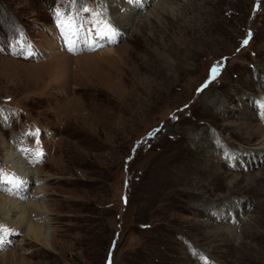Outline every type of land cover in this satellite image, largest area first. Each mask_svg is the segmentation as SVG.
<instances>
[{"label":"rangeland","instance_id":"374dc122","mask_svg":"<svg viewBox=\"0 0 264 264\" xmlns=\"http://www.w3.org/2000/svg\"><path fill=\"white\" fill-rule=\"evenodd\" d=\"M262 105L264 0H0V208L17 152L50 237L0 264H264Z\"/></svg>","mask_w":264,"mask_h":264},{"label":"bare ground","instance_id":"6f19581e","mask_svg":"<svg viewBox=\"0 0 264 264\" xmlns=\"http://www.w3.org/2000/svg\"><path fill=\"white\" fill-rule=\"evenodd\" d=\"M106 6H107V4H106ZM106 9L104 8L103 11L105 13H110L109 16H113L114 12H113L112 8H106ZM111 19L113 20V22H115L116 27L118 28L119 32H121L125 29L124 28L125 23L123 20H121L120 18L117 19L116 17H112ZM125 19L127 20L128 18L126 17ZM96 20H94V22H96ZM72 29H73V27H72ZM72 29H71V32L65 38L66 46H68L71 51L76 49V48H73V45L71 44V40L72 41L75 40V43L77 42L76 39H71L69 37V35L75 36V34H76V31L73 32ZM91 29H94V23H93V25H91ZM90 42L91 43L86 42L88 44V46L93 45L96 41L92 40ZM110 50H113V48H110ZM262 114L264 115V111L262 112ZM263 142H264V138H263ZM257 152H259V151H257ZM257 152L254 151L253 153L255 154ZM20 158L21 157L18 156L17 152H11V154L5 155V160L13 168L14 173H15V177L13 178L14 184L11 186L8 184L10 189L12 188V190L9 192L10 196L8 198H2L4 204H3V207L0 208V211H1L3 221H5L3 223L7 224L8 222H10V227L7 230H2L3 235L13 234L15 231H18L20 233H23L29 240H31L33 242H36V243L42 244V245L43 244L48 245V241L50 239L49 231L37 222L38 217H41V214H44V215L47 214L46 208L44 205H41L42 200H40V197H39V195H40L39 193H41V190H42L41 185L37 186L38 193L36 195H32L31 196L32 199L30 198V201L25 203V201L20 200V198H23V196L26 195V192H27L26 191V189H27L26 185L29 186L31 183H35L37 181V176H36L35 172L32 170V167L28 166L24 162V160L22 161ZM20 182H22V184H20V187H16V183H20ZM200 201H201L200 202L201 207H206V206L211 207V203L205 201L204 198L200 199ZM237 201H235V200L233 201L230 199L229 202H225V206H231L232 205V206L236 207V205L238 203ZM216 206L217 205H214V207H216ZM29 211H31V212H29ZM32 218H34L35 221ZM43 219H45V218H43ZM1 225H2V222H1ZM3 240L5 242L8 239H3ZM13 258H16V255H14Z\"/></svg>","mask_w":264,"mask_h":264},{"label":"snow or ice","instance_id":"6c2138e0","mask_svg":"<svg viewBox=\"0 0 264 264\" xmlns=\"http://www.w3.org/2000/svg\"><path fill=\"white\" fill-rule=\"evenodd\" d=\"M57 18H59V14H57ZM94 23V32L96 35V42L93 44V47H95L96 43H99L100 41H107L108 43H114L116 41V38L120 35V32L116 25L113 22H106L104 20H100L99 22H93ZM61 26H64V22L61 21ZM248 40H244V44H247ZM34 53L30 52L29 55H32ZM215 72V69L212 70ZM264 106V105H262ZM8 183H12V179L5 178ZM3 231L2 226H0V244L4 243L3 240Z\"/></svg>","mask_w":264,"mask_h":264}]
</instances>
